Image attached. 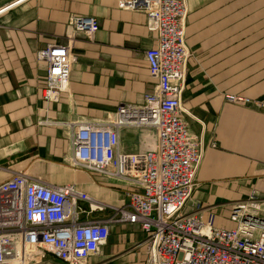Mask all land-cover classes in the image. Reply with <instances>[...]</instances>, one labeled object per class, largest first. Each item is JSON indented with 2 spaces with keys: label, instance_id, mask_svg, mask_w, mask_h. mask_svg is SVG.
Wrapping results in <instances>:
<instances>
[{
  "label": "crops",
  "instance_id": "obj_1",
  "mask_svg": "<svg viewBox=\"0 0 264 264\" xmlns=\"http://www.w3.org/2000/svg\"><path fill=\"white\" fill-rule=\"evenodd\" d=\"M186 5L191 58L183 104L205 146L190 206L198 202L205 221L230 230L235 203L253 190L264 201V108L225 100L242 96L264 104V0ZM71 16L96 18L99 30L75 33ZM155 43L146 15L120 9L118 0H0V183L22 173L47 186L74 185L108 206L90 213L80 203L86 210L81 222L113 216L127 185L72 166L74 129L113 120L122 104L144 103L158 84L145 57ZM52 45L70 46L75 60L68 90L58 103L46 104L48 66L38 53ZM119 135L126 152L144 151L152 136L133 126L121 127ZM145 239L137 226L116 224L86 264H147Z\"/></svg>",
  "mask_w": 264,
  "mask_h": 264
},
{
  "label": "built area",
  "instance_id": "obj_2",
  "mask_svg": "<svg viewBox=\"0 0 264 264\" xmlns=\"http://www.w3.org/2000/svg\"><path fill=\"white\" fill-rule=\"evenodd\" d=\"M118 7L146 15L156 43L145 57L158 84L141 106L120 105L111 121L79 123L71 164L124 181V205L112 207L109 218L81 222L86 210L80 203L90 213L108 206L74 185L47 186L16 173L0 183V264H86L116 224L137 226L145 235L147 264H264V201L255 190L232 206L230 220L236 226L230 230L205 221L198 202L190 206L205 146L192 132L183 104L191 58L186 0H118ZM69 23L75 33L88 36L100 26L89 16H71ZM38 58L48 66L42 98L46 104L58 103L68 90L75 60L70 46H49ZM225 100L264 108L242 96ZM127 126L153 131L144 151L121 148L119 129Z\"/></svg>",
  "mask_w": 264,
  "mask_h": 264
},
{
  "label": "rangeland",
  "instance_id": "obj_3",
  "mask_svg": "<svg viewBox=\"0 0 264 264\" xmlns=\"http://www.w3.org/2000/svg\"><path fill=\"white\" fill-rule=\"evenodd\" d=\"M150 132H151V130H150ZM153 132V131H152ZM151 132V135H153V133ZM261 201H263L260 197H258ZM42 264H44V263H42Z\"/></svg>",
  "mask_w": 264,
  "mask_h": 264
},
{
  "label": "bare ground",
  "instance_id": "obj_4",
  "mask_svg": "<svg viewBox=\"0 0 264 264\" xmlns=\"http://www.w3.org/2000/svg\"><path fill=\"white\" fill-rule=\"evenodd\" d=\"M23 1V0H22ZM18 3V2H17ZM151 139H152V137H150L149 139H148V142L147 143H149V141H151Z\"/></svg>",
  "mask_w": 264,
  "mask_h": 264
}]
</instances>
